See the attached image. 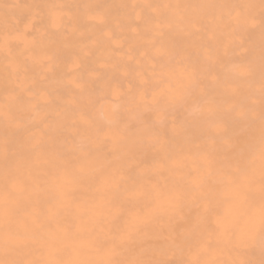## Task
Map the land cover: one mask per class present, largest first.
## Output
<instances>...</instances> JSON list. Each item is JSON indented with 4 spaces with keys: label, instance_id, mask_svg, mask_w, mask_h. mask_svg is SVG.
<instances>
[{
    "label": "bare ground",
    "instance_id": "1",
    "mask_svg": "<svg viewBox=\"0 0 264 264\" xmlns=\"http://www.w3.org/2000/svg\"><path fill=\"white\" fill-rule=\"evenodd\" d=\"M262 21L261 0H0V261L261 264Z\"/></svg>",
    "mask_w": 264,
    "mask_h": 264
},
{
    "label": "snow or ice",
    "instance_id": "2",
    "mask_svg": "<svg viewBox=\"0 0 264 264\" xmlns=\"http://www.w3.org/2000/svg\"><path fill=\"white\" fill-rule=\"evenodd\" d=\"M262 5H264V0H261ZM262 25H264V21H262ZM262 92H264V82H262ZM261 121L262 125H264V109L261 111ZM260 160H261V176H260V200L259 204L257 206L254 197H247L248 201V214L250 217H254L255 213L258 211L259 214V236H260V244H261V250L264 252V127H262V137H261V149H260ZM236 172L238 175L233 176L230 178V183H247L250 182L251 178L247 172V170L237 167ZM14 195L13 191L9 189L8 191V197L12 198ZM71 195V194H66ZM230 238L235 243L239 244L242 243L244 240V234L233 230L230 233ZM16 244L20 247L27 246L29 243L28 240L25 239V237L22 234H16L15 236ZM215 242L211 239L206 240L203 242L202 247L203 248H212L214 247ZM13 250H16V248H13ZM0 264H92V262H78V261H65V260H59L55 262H49V261H27V260H5L0 261ZM107 264H208L207 261H201L199 259L192 260V259H185V260H148V261H108ZM250 264V262H249ZM261 264H264V260L261 261Z\"/></svg>",
    "mask_w": 264,
    "mask_h": 264
}]
</instances>
